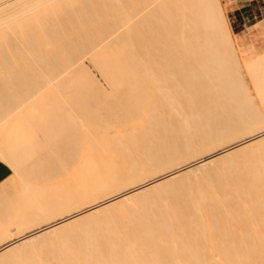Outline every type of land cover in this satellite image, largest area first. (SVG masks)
Wrapping results in <instances>:
<instances>
[{
	"label": "bare ground",
	"instance_id": "obj_1",
	"mask_svg": "<svg viewBox=\"0 0 264 264\" xmlns=\"http://www.w3.org/2000/svg\"><path fill=\"white\" fill-rule=\"evenodd\" d=\"M82 1L83 0H0V58L4 56L0 59V62H2V59L4 61V58H6L5 61H9L11 63V61L14 60L12 62L15 63L16 59L19 57L22 58L21 54L23 52H26L27 54H29L30 58L32 57L31 60H34L36 62L50 61L51 63H47V65H50L48 66V68H50L51 70H48L47 68L43 69V71H40L42 70V67L40 68V74H38L39 76H41L43 81L40 80L38 75H36L39 80L42 81L41 83H37L39 82V80L36 77L37 82H34V84L36 85L32 84L34 78H30L31 76L29 77V73L34 72H26L29 69L27 70V68L23 65H21V67H25V72L24 70L19 68L20 65L19 67L17 66V71L14 70L16 72L15 74H17L18 72V77L16 79V75L13 74L12 81L8 79L11 82H7V88L8 86H10L8 84H11V86L15 85V87L18 86L17 90H19L18 93L22 95L21 100L23 102H21L20 100V102L17 101V104L16 102L13 103V101H16L15 99L17 96H19V94L16 95V97L14 96L15 99H12V97L7 98V94L4 92L5 88L2 90L0 89V92L2 91L6 95H4L5 98H3L5 99V101L6 99H8L9 101L10 99H12L10 101L11 103H9L8 100V102L6 101V103H4L7 105V107L5 105V109L2 108V110L4 109L6 113L2 112L0 109L1 114H4L3 117H1L2 115L0 114V157L2 159L8 161L10 163V166L14 169L12 165L11 148L14 147L16 149L15 138H17L20 134L15 123L19 119V116L24 112L25 108L37 104L38 102L43 103L40 108L41 110H43V112L50 111L51 114L59 108V105L63 106L64 108H69V105H72L71 100L65 99L66 97L61 95L62 92H60L59 89L60 87L63 88L62 86H60L63 85L62 83H64L62 82L63 79L65 81L64 84L70 83L71 79L69 78L74 77L76 70L81 67V65L79 64L82 62H79V58H81L79 56L81 54L84 55L85 53L90 52L92 54V57H94L101 53L108 52L110 49L121 50V46H127V44L130 42L128 39H126L128 37L125 33L129 32L131 28L133 29V26L135 25L134 23H138V20H140L139 22H141L139 23L140 26H142V23H145L146 25L148 24V28H150L149 24H151V29L154 25L155 28H157L156 26H158L160 30L158 32L156 29L154 31L148 29V31L154 32L151 34H155L158 32V34H156L155 36L152 35L151 38L147 37L149 35L146 34L148 31L145 34L147 35L146 37L150 39H152V37H155L153 41L157 40L159 36V39H161L162 42L164 41V43L161 42V44L163 45H161L162 48L161 46H158L159 48H161V50H157L156 48H154L157 51L160 50L159 54L161 53V51L163 53H161L160 55V59H162V62H160L162 64L161 66L159 65V67H162L163 65V67L160 68L162 71V73L160 72L162 74V77L161 74L160 77H158V71L157 74L156 72H153L154 70L152 69V66H155V61L154 63H152L153 61L149 63L153 64L151 66L149 64H146V68L149 67V70L147 69L146 73H149L150 75V78L149 75L148 78L150 80V87L152 90L150 95H143V92H141L142 86H136V89L134 88L136 93H131L130 91H128V93L124 92V95L122 93L123 96H120L121 98H123H118L120 101H113V104L111 106H108L109 108L105 107L104 110L108 111L105 112V115L100 116L103 117V119L100 118L102 121L99 120L101 122L96 123L91 121L79 125V128L82 127L80 128L81 131L79 129V177L74 180L73 183L69 184L66 187L67 189L61 188V191H59L61 193H58L64 195H61V198H59L57 192L54 195V198L53 193H48V191L46 190L47 188H45L48 186L49 182L52 181L53 175H55L56 172L59 173L61 171V169L59 170V172L58 170H52L54 166V168H56V163H54V166L52 165L54 160L52 163H50L51 160L49 159H52V157H50L49 152H51V155L58 157L57 159L59 165L57 166L66 168L65 172L63 171L65 169H62V171L66 174L71 172L69 171L70 167L71 169L75 170L78 162L72 147H68V145H66V142V146L64 145V142L63 145L61 144V142L63 141V138L59 136L61 135L60 133H62L61 129L59 127H51L53 129H51L50 131L46 129L48 133H50L49 137H51L48 142V144H50V151H47L50 158L48 157L49 159H46L49 160L50 166L52 165L53 167H51L50 169H46V167L50 166L44 165L45 168H42L44 166H41L36 169V172H32L33 167L31 166V172L28 177L31 176V173L33 174L35 172L36 174L34 173V175L36 178H33L35 179L34 183L32 182L33 179L31 181L30 178H27V175L29 173L27 172V170V174L26 172L24 173L26 174L27 179L25 178L24 174V177L23 175H21V172L23 171L19 170L21 172L19 173L20 175H18L19 171H14L18 168H15L13 170L15 173H17L13 175L14 178L16 175H18V178H15L14 180L17 179L20 183L18 184L16 180L15 184H18L20 187L17 188L15 186V188L19 190V192L18 190L16 192H18L20 196H18V193L17 195L15 194L19 197L16 198V200L14 199V202L16 201L15 204L17 203L16 209L13 208V205L11 206L12 209L8 207V203L10 205L12 204V202H9V199L5 198V200H9L8 203H3L4 201L2 202L3 204H5V206L7 205L8 209L10 208L11 210L9 209L10 211L8 212V209L6 207H3L4 205L2 206L4 212L1 211L2 208L0 209V211L2 212V214L0 213V243H4V241L8 242V240L11 241V239L13 240L17 237L19 238L18 240L14 239L15 241H13V244H11V242L9 243L10 245L8 244L7 246H5V248H1L0 264H264V160L263 162L259 163L260 165L257 163L256 165L252 166V164L250 165V163H253V159H251L252 162H249L250 159L246 161V159L249 158L250 155L246 158L244 156L245 159L243 157L238 159L237 157L238 162L243 159L245 160L244 162H240L238 164L235 162L236 158H234L235 155L249 149H255V153L251 152L254 153V155L257 153H261L264 155V116L262 111V107H264V55L258 56V58L247 59L244 62H242V60L240 61L235 45V39L231 32L221 0H144L141 4H139L138 2L141 7L138 4L135 6L136 2L138 1L137 0L136 2L132 3V5L134 4V7L131 6V8L130 6L128 7L129 3L131 5L132 2V0H130L131 2L129 1V3L126 4V8L130 9V11L125 8H118L117 5H114L115 3H117V1L120 0H114V4L113 0H109L111 1L112 5H114V9L118 8L116 9L117 11H122L121 13H124V19L119 20L120 23H115V26L110 25V28L107 27L108 30H105V32L101 29H97L98 26H96L102 21L97 23V21L95 20L97 24L93 22L92 25L90 23L91 26L89 27L87 25L86 28L82 25H79L77 20L76 26H82V28H79L80 33L81 31L82 33L79 34V45L76 46L75 42H70V38L68 39L66 37H71L69 33L72 30L67 33L68 31H66L61 24L63 21L62 17H65L64 15L67 14L66 16H69L72 10V14L75 15L76 13L77 15L79 13L81 16V12L85 11L84 7L86 6V4H93L92 1L94 0ZM106 1L107 0H102L101 3H103V5L100 3L99 4L103 7H106V3L108 2L109 6V1ZM81 2L82 4H86H83V6ZM119 3L120 2H118V4ZM123 3H125V1ZM75 6H77V8ZM79 6L81 7V9L83 8L81 11H77L80 8ZM91 6L92 5H90L89 7ZM72 7L74 8L72 9ZM107 7L104 8V10H108L110 6L108 8ZM138 7H140L139 10ZM94 8H92V10ZM68 9L71 10L68 11ZM74 9H76L77 12L73 11ZM114 9H112V11ZM156 10L161 14L158 12L156 13ZM96 11L98 13L97 9L92 12L95 13ZM101 11L103 10L101 9ZM108 11L106 13H108ZM152 13L155 15L154 18H156V22L151 17ZM95 14L92 15L96 16ZM103 15H105V13ZM148 16H150L156 24L158 23V25L153 24V21L151 23H147L146 21H148V19L150 18ZM92 17L93 16H91V18ZM157 17H161L163 19L164 27L163 23H160L159 21L161 20V18L157 19ZM144 18H146V20ZM68 19L70 18L68 17ZM81 19L84 21L86 20L87 22V19ZM59 20L61 23L59 22ZM150 20L151 19H149V21ZM88 21L91 22L92 19L90 20L89 18ZM70 22L71 21H69L68 24H70ZM106 22L108 23L107 20ZM68 24L66 23V25ZM84 24L83 25L86 26L88 22ZM161 24L162 26L160 27ZM58 25L60 27V30L63 28L61 31L58 29ZM102 25L104 24L102 23ZM145 26H142V28L145 29ZM75 27L73 28L77 30V28ZM67 28L68 27L66 26V29ZM83 28H86V30H82ZM88 28L89 30H87ZM54 31H56L57 35ZM144 31L141 32V34L143 33L142 36L144 35ZM60 34H62V36ZM124 34L126 36L125 40L128 41V43L125 40H122L123 45L121 43V48H119V46L115 48L114 42L116 40L117 42L121 41H118V39H121V36L124 37ZM157 35L158 38H156ZM57 36L59 38L66 37V39L69 40L68 42L65 39L68 43H66L67 47L62 44V46L60 45L61 39L59 40ZM161 36H163L164 39L161 38ZM77 37H75L76 41ZM147 38L144 40H147ZM159 39L157 40V42L161 41ZM144 44H146V46H148V49H150L149 45L145 43V41ZM117 45H120V43ZM158 45H160V43H158ZM35 46H37L38 49ZM41 46H43L46 50L49 49V52L54 50V48L56 49L57 47V50H54V52L52 53L54 55V53L56 54L55 51H57L58 54L52 56V53L48 52L49 55H51L50 57L47 53L48 50H44L47 53V57L44 55L46 58H44L43 60L42 54L44 53L41 54L39 52L41 51L39 50ZM58 46H60L59 49ZM24 47L27 48L25 49ZM13 48L15 49V53ZM17 48L20 49L17 50L20 51V55L15 58V56L18 54V52H16ZM31 48L34 52L33 54L31 53L32 55H30L29 53L32 51ZM23 49H25L26 51ZM126 49H128V51ZM126 49L125 53H131L129 52L130 48L127 47ZM5 50L7 53L4 52V55L2 56L3 51ZM145 52H140V60H142L144 66L145 61H147L146 57H148V62L151 60L149 56L151 55V57H153L152 54H146L147 52ZM13 53L16 55H14ZM26 53L24 55L22 54L23 57H25ZM39 53L40 55H38ZM29 56H27V58ZM49 57L51 59H49ZM24 59L27 60L26 57ZM22 60L17 59L16 62ZM53 62L58 63L59 66ZM160 62L157 64H160ZM15 64L18 65L19 63ZM47 65L45 64L44 68H46ZM157 66L158 65H156V67ZM39 67L36 68L38 69ZM18 68L21 71H19ZM21 72L23 74V77ZM24 73L25 75H28H26L28 78L25 79L26 76H24ZM7 74L9 75L10 72H7ZM19 75H21L22 79L24 78V80H26V83L22 82L24 80H22ZM246 76L249 78L250 84L254 88V92H256L255 94H257L256 98H254L251 93V85H249V80L247 81ZM1 77L0 80L2 79ZM9 77L11 78V75H9ZM13 78H15L16 80ZM18 79L21 80V86L17 83L19 82ZM27 79L30 82L28 81L27 83ZM13 80L16 82V84L14 82V84L12 85ZM66 80L70 81L67 82ZM1 82L4 81L1 80ZM25 84H27L28 87H26L27 90L25 89L23 93L22 89L25 88ZM135 84H138L137 81H135ZM2 85L0 87L3 88L4 85ZM11 86V91L17 92V90H13L14 87L12 88ZM23 86L24 88H22ZM66 88L68 87H65L64 89ZM50 91L51 93L54 92L55 96H49ZM6 92L8 91L6 90ZM0 94V97H4L2 93ZM12 94L14 93L11 92L9 96H11ZM4 104H0V107H2ZM113 108L116 110L120 109L123 111V113L118 114L113 111ZM73 113L75 117H77L75 111ZM188 113H190L191 116H194V118L195 116L196 118L202 116L201 118H197L196 121L194 120V124H196L197 122L196 126H203V128H200L201 126H198L197 129L199 130V132L194 133V135H189L194 131L190 132L187 130L188 125L191 126V123L193 122H188L187 125V119H190L187 118ZM75 117H72L70 122H75ZM203 118L205 119V122H203L205 124V127L204 124L202 125L201 123ZM49 121H52L54 123L63 122L61 118H56L55 116L53 117V119L50 118ZM173 121L176 122V124L173 123ZM198 122L200 124H198ZM184 123H186L185 126H187L183 132H187V134L189 133V141L191 140V142L188 141V138L187 140L185 139L186 137H188L185 134L186 137L183 138L181 136V138L185 139L189 143L188 145L184 144L187 147H183V143H185L184 140L180 143H177V145L175 143L177 148H180V146L183 147L182 149L180 148L179 151L181 150L182 152H184L186 150L184 154H182L181 151L179 152L172 150V152H170L171 148L168 149V152L164 151V149L163 151H158L155 150L157 148L156 147L153 148L155 150V153L154 150H152V153L154 154H151L149 156L147 155L146 158L144 157L145 160L143 159L144 161L141 162L140 160L139 162H135L134 160L135 163L131 162V164L125 165H121L122 162L120 165L113 162H99V160H102L103 158H110L111 156H113L112 152H114L115 157H117L118 155L115 154L117 150L130 149L143 140L155 138V135L157 133L161 134L160 132L162 130H166L167 127L173 128L176 127L173 126L174 124H178V129V127H181L180 124L183 127ZM68 127V131L70 132L71 128L70 126ZM92 127H94V129L96 128V130L93 129V131ZM182 127L181 129L184 128ZM189 128L191 129V127H188V129ZM70 135L72 136V134ZM191 137H193L194 139ZM238 137L242 138L240 139ZM233 140H235V142L229 143ZM149 141H147L146 143L148 144V146L151 145ZM156 141H158V139ZM140 144H142V142ZM211 146H216L214 147V151L211 150ZM152 147H154L153 144ZM141 148L143 150V147ZM256 149H258L257 153ZM165 150H167V147ZM162 152L166 153H163V155ZM130 153L131 152H129V154ZM249 153L250 152H248V154ZM41 155L44 157L43 153ZM195 156L199 157L196 158ZM123 157L124 154L122 155V158ZM231 157L233 160L232 163H230L231 160L230 162L226 161V159H231ZM250 157L254 158V156L252 155ZM73 158L74 160L76 159L77 163L72 162ZM136 158L138 160V157ZM43 159L45 160V157ZM140 159L142 160L141 157ZM189 159L192 160L190 161ZM30 160L31 159H29V162ZM35 160L36 158L34 159V162ZM130 160L131 159H129V162ZM221 160L229 162V164L225 163V167H223L227 171H229V168L227 167H230L231 170L234 166H236L234 165L235 162V164H237L236 167H238V169H241V173L239 172L240 175L239 173H235V175L223 179V181L219 180L220 182L215 181V178V180L213 179L214 181H209L210 184L206 185V190L200 191V193H198V195L196 196L195 194L193 195V190L192 193H190L192 194V196L191 198H189V201L188 199H185L184 202L187 201L186 203L182 201V204L181 202L179 203V205L178 203H176L178 206L175 204V206L170 205V208L167 207L168 209H164L165 211L163 210V207L162 210L164 212H161V210H156V213L148 211L146 214L144 213L145 215L143 216L142 214H138L139 216L132 214L135 216L134 219H132L133 217L129 218L132 219L130 221L128 220L129 223H126L128 221H126L127 219H124L126 224L123 225L122 228L120 227L118 229L113 227V231H115L112 232L111 229L110 231L112 233L109 231V234H98L100 236H94L87 241H84L83 236V240H81V238L79 237L81 240V242H79V246L74 239L77 247H71V250H66L68 252H59L60 254H57L54 258L52 257V260L51 258H46V260L41 261L39 259V261H37V259L35 260L34 258V261H29V259H24L23 257V259L16 257L17 255L15 253H17L18 256L19 254H22L24 252L23 250L25 246L29 244L32 246L35 243L39 242L37 246L34 245V247L32 248L29 245L30 248L32 250L34 248L35 253L38 254V252L40 253L41 250L46 249L48 246H51L47 238L51 237V235L55 233H57L58 235V232H61V230H67H64L65 227L76 225L78 227V230L76 229L75 233L79 234V222H84V220L88 221L87 219L91 218L92 216V218H94L102 211L103 213L104 211H106V213L108 211L112 212L111 209H114V207L117 208L118 205H122L123 203H126V201L127 203H130L128 201H133L140 195L145 196L146 194L148 195V193L150 194V192H152L153 190L158 191L155 189L167 185L169 186L179 177L182 178L181 176H190L191 173L201 169L202 167ZM32 162L33 160H31L30 164L35 166L38 161L36 163ZM71 162L73 163V165L75 163L76 164L74 166H71ZM44 163L48 164L46 160ZM227 164L230 166H228ZM172 165L178 166L174 167ZM231 165H233V167H231ZM27 167L28 166H25V169H27ZM71 174H68L69 177L72 176ZM32 177L34 176H31V178ZM221 178H224V176H222ZM29 179L30 181H28ZM8 180L11 181V179ZM194 180L195 182H193ZM200 180L201 177L199 178V181ZM9 181H7L8 184H10ZM193 181H187V183L183 186L188 187L190 184L193 185V183H196V181L198 180L197 178H194ZM10 186L12 188L14 187V185H7V188L5 189H9ZM179 187L182 186L180 185ZM15 188L13 189L16 190ZM172 188L169 187V189H167L171 191ZM196 188L199 187L196 186ZM63 191H65V193ZM162 191L165 192L164 187L163 190L161 188V194H163L164 196L168 195L163 193ZM197 191L195 189L196 193ZM2 192H5V190H3ZM172 192L166 193H171L172 195H174V192ZM46 193H48L49 197V194H51L53 197H45L44 195ZM157 193H159V191ZM187 193L189 195V192ZM4 194L5 196L7 195L6 193H3V195ZM175 194L177 195L176 191ZM10 196H12V194ZM10 196L9 198L11 199L12 197ZM145 207H143V209ZM131 211L127 212L132 213ZM111 218L113 220V217ZM88 224L93 223L90 222ZM103 229L102 231L104 232ZM70 231H72V229ZM55 244L58 243L56 242ZM66 248L69 249L70 247ZM13 254L15 256H12ZM35 257L38 258V256ZM215 257H217V259H215Z\"/></svg>",
	"mask_w": 264,
	"mask_h": 264
},
{
	"label": "rangeland",
	"instance_id": "obj_2",
	"mask_svg": "<svg viewBox=\"0 0 264 264\" xmlns=\"http://www.w3.org/2000/svg\"><path fill=\"white\" fill-rule=\"evenodd\" d=\"M84 1V0H83ZM82 1V2H83ZM87 1V0H86ZM96 1H97V3H96ZM104 1V0H103ZM107 1H109V0H107ZM106 1V2H107ZM117 1V0H116ZM122 1V2H121ZM125 1V3H123ZM129 1L130 0H128V2H127V0H120V1H117V3H115L114 4V0H113V4L116 6L117 5V7L118 8H125V9H128V8H126L127 6H126V4H128L129 3ZM137 0H135V1H133L132 0V2H131V5H130V3H129V5H128V7L130 6V8H131V6L132 7H134V4L132 5V3H134V2H136ZM141 1V2H140ZM142 1H144V0H138L137 2H136V4H135V6L138 4V2H139V4H141V3H143ZM222 1V0H221ZM82 2H81V4H82ZM93 2V4L91 3V2H89V3H91L90 5H92L91 7L92 8H94L93 10H92V8L91 7H89L90 5L87 3H83V4H86V6L84 7L85 8V14H84V12L82 11L81 13V16H80V14L78 13L77 15H76V13H75V15L74 14H72V10L71 9H68V11H70L71 10V16L73 17H71L70 15L69 16H66V15H64L65 17H62L61 19L63 20L62 21V24L61 25H63L62 27H64V29L66 30V31H68L67 33H69V31H71L69 34L71 35V37H68V36H66L68 39L70 38V42L71 41H73V42H75L76 43V46L77 45H79V34H81L82 33V31H81V33H80V29L79 28H82V26L83 27H86L87 28V25L90 27L91 25H90V23L92 24L93 22L94 23H96V21H97V23L98 22H100V21H102V22H100V23H98V25H96V26H98L97 27V29H101L102 31H104L105 32V30L107 31L108 30V28H110V25L111 26H115L118 22L120 23V21L119 20H123L124 19V13H121V12H119V11H117L116 9H118V8H116V9H114V5H112V3H111V1H109V6H108V2L106 3V7L108 8V10H104V8H106L105 6L103 7L102 5H103V3H101L102 2V0L100 1V0H94V1H92ZM118 2H120L119 4H118ZM102 4V5H100V4ZM223 3V2H222ZM79 4V3H78ZM80 4V5H81ZM82 4V5H83ZM138 4V5H139ZM88 5V6H87ZM94 5V6H93ZM98 5V6H97ZM113 7H112V6ZM123 5V6H122ZM143 5V4H142ZM145 5V4H144ZM84 6V5H83ZM101 6V7H100ZM120 6V7H119ZM140 6V5H139ZM76 8H77V6H75ZM80 7V6H79ZM99 7V8H98ZM112 7V8H111ZM141 7V6H140ZM140 7H138V10L140 9ZM256 7V8H255ZM254 8H255V13L253 14V18L251 19V21H250V23H248V27H247V29H246V31H245V33H243L241 36L240 35H237L236 36V38L234 37V39H235V45H236V48H237V51H238V56H239V58H240V61L242 60V62H244V61H246L247 59H253V58H258V56H261V55H264V0H260L259 1V3H258V6H255ZM69 8H71V7H69ZM74 7H72V9H73ZM88 8H89V12H88ZM83 9V8H82ZM81 9V7L77 10V11H81L82 10ZM91 9V10H90ZM95 9H97L98 10V13H97V11L94 13V12H92V11H95ZM100 9V10H99ZM101 9L103 10V11H101ZM112 9H114L113 11H112ZM120 10V9H119ZM124 10V9H123ZM129 11H130V9H128ZM68 11H67V13H68ZM73 11H76V9H74ZM76 11V12H77ZM100 11V12H99ZM108 11V13H106ZM111 11V12H110ZM114 11H116V12H114ZM132 11V10H131ZM134 11V10H133ZM105 13V15H103L104 13ZM124 12V11H123ZM126 12V11H125ZM128 12V11H127ZM158 11L156 10V13H157ZM87 13V14H86ZM111 13V14H110ZM116 13V14H115ZM119 13V14H118ZM155 13V14H156ZM158 13H160V12H158ZM84 14V15H83ZM92 14H95L96 16H94V15H92ZM100 14V15H99ZM108 14H110V15H108ZM161 14V13H160ZM159 14V15H160ZM88 15V16H87ZM121 15V16H120ZM149 15H151V14H149ZM152 15H154L153 13H152ZM151 15V17L154 19V21H155V19L156 18H154L155 17V15L154 16H152ZM86 16V17H85ZM91 16H93L92 18H91ZM100 16V17H99ZM68 17L70 18V19H68ZM85 17V18H84ZM87 17H89L90 18V20L92 19V21L91 22H89L88 20H89V18H87ZM111 17V18H110ZM146 17V16H145ZM148 17H150V16H148ZM149 18V19H151L150 21H149V19H148V21H146L147 23H151L152 21H153V19L152 18ZM65 18V19H64ZM78 18V19H77ZM81 18H83V19H87V22H88V24H86V26H84L85 24L84 23H87L86 22V20L84 21V20H82ZM102 18V19H101ZM105 18H106V20L108 21V23H110V24H108L107 22H106V20H105ZM114 18V19H113ZM117 18H118V20H117ZM160 19L161 17H157V19ZM60 19V20H61ZM73 19V20H72ZM110 19H113L114 20V22H113V20H110ZM143 19V18H142ZM145 20H146V18H144ZM60 20H59V22H60ZM78 20V21H77ZM80 20H81V22H80ZM96 20V21H95ZM115 20H116V22H115ZM65 21H67V22H65ZM69 21H71L70 22V24H68L69 23ZM78 22V24L79 25H82L81 27L79 26H76L77 25V22L76 23H74V22ZM137 21V20H136ZM140 20H138V23H134L135 25L133 26V29L131 28L130 29V31L129 32H126L125 34H126V36L128 37V38H126V36H125V34H124V37L123 36H121L120 38L121 39H118V41L119 40H121V41H119V42H117V40L114 42V47L115 48H117L118 46H119V48H121V50H123V51H121V50H109V54L111 55V56H115L112 60H113V63H118V64H120V65H122V66H128V67H132V68H134V69H136L137 71H139V72H141L140 73V75H139V77H138V79L137 80H135V81H137V83L138 84H135V81L133 82V83H131L130 84V86H129V88H128V90L127 91H125V93H128V91H130L131 93H136V91L134 90V88L137 86H139V85H141L142 86V91L141 92H143V95H150V93L152 92V90H151V87H150V80H149V78H150V75H149V73L147 74L146 73V71H147V69L149 70V67L148 68H146L147 67V65L150 63V62H152V63H154V61L156 62V63H154V65L155 66H152V69L154 70L153 72L155 73L156 72V74L158 73V77H160V74L162 73V71H161V69L160 68H162L163 67V65H162V67H159V65L161 66V62H162V59H160V55H161V53H162V51H161V53L159 54V51L161 50V48H162V44H161V42H162V40L161 39H159L160 38V36H159V38H158V35H157V37L156 38H158L159 40H161V41H158L157 42V40H155V41H153L154 40V38L152 37V39H150L151 38V36L153 35V36H155L156 34H158V32L160 31L159 30V28H158V26H156L157 28H155V26L153 25V24H156L155 22L157 21H153V28L151 29V24H149V27L150 28H148V24L146 25L145 23H142V26H145V29L144 28H142V26H140L139 25V23H141V22H139ZM160 21V23H163V27H164V21H163V19L161 18V20H159ZM158 21V22H159ZM63 22H64V24H63ZM73 22V23H72ZM80 22V23H79ZM106 22V23H105ZM113 22V23H112ZM145 22V21H144ZM61 23V22H60ZM59 23V24H60ZM66 23L70 26H68V25H66ZM82 23V24H81ZM96 23V24H97ZM102 23L104 24V25H102ZM116 23V24H115ZM71 24H72V27H71ZM84 24V25H83ZM144 24V25H143ZM93 25V24H92ZM139 25V26H138ZM156 25H158V23L156 24ZM66 26L68 27L67 29H66ZM76 26V27H75ZM94 26H95V24H94ZM104 26V27H103ZM162 26V24L160 25V27ZM58 27H59V25H58ZM73 27H75V28H77V30L76 29H74ZM101 27V28H100ZM108 27V28H107ZM162 27V28H163ZM86 28H83L82 30H86ZM92 28V27H91ZM161 28V29H162ZM59 30H60V27L58 28ZM58 29H56V30H58ZM63 29V28H62ZM61 29V30H62ZM74 29V30H73ZM104 29V30H103ZM148 29L149 30H157L158 32L157 33H155V34H151V33H154V32H151V31H148ZM60 30V31H61ZM76 30V31H75ZM87 30H89V28L87 29ZM93 30V29H92ZM142 30V31H141ZM144 30H146V31H144ZM79 31V32H78ZM144 31V35L142 36V34H141V32H143ZM149 33H148V32ZM163 31V30H162ZM161 31V32H162ZM55 33H56V31H54ZM74 32V33H73ZM147 32V33H146ZM160 32V33H161ZM58 33H59V31H58ZM64 33V32H63ZM72 33V34H71ZM128 33V34H127ZM149 34L148 36L146 35V34ZM163 33V32H162ZM255 33H258V40H257V43L259 44V46H261V48L260 49H254V54H252L251 52H249V55L247 56V57H245V54H244V49H243V44H244V42H243V38L246 36H248V37H250V36H253V35H255ZM68 34V35H69ZM74 34V35H73ZM56 35H57V33H56ZM61 36H62V34H60ZM73 35V36H72ZM122 35H123V33H122ZM160 35V34H159ZM78 36V37H77ZM150 37V38H147V37ZM66 37H61V38H59L58 36H57V38H59V40L61 39V42H60V45L62 44V45H65L66 47H67V45H66V40L69 42V40L68 39H66ZM74 37V38H73ZM75 37H77V41L75 40L76 38ZM118 37H119V35H118ZM144 37V38H143ZM123 38V39H122ZM125 38L126 39H128L130 42L128 43V41H126L125 40ZM147 38V40H144V39H146ZM161 38H163V36H161ZM64 39V40H63ZM66 39V40H65ZM164 39V38H163ZM58 40V41H59ZM122 40H125L128 44H127V46L125 45V46H121V43H122ZM148 40H152V41H148ZM64 41H65V43H64ZM144 41H145V43H147L148 45H149V48L150 49H148V46H146V44H144ZM146 41H148V42H146ZM117 42V43H116ZM126 42H124V43H126ZM154 43V45H153V43ZM157 42V43H156ZM59 43V42H58ZM64 43V44H63ZM116 43V44H115ZM120 43V45H117V44H119ZM158 43H160V45H158ZM162 43H164V41L162 42ZM246 43L248 44V45H252L253 44V42H251L250 40H249V38H248V40L246 41ZM19 44V43H18ZM68 44V43H67ZM130 44V45H129ZM59 45V44H58ZM61 45V46H62ZM113 45V44H112ZM116 45V46H115ZM122 45H123V43H122ZM150 45H151V47H150ZM155 46V47H153V46ZM162 45V46H161ZM121 46V47H120ZM161 46V48H159V47ZM18 47V46H17ZM36 48H37V46H35ZM34 47V48H35ZM59 47L60 46H58V49H59ZM79 47V46H78ZM77 47V48H78ZM112 47V46H111ZM125 47V48H124ZM130 48L129 49V52H131V53H125V49L126 48ZM16 48V47H15ZM21 48V47H20ZM25 48V47H24ZM27 48V47H26ZM25 48V49H26ZM33 48V47H32ZM31 48V49H32ZM47 48V47H46ZM54 48V47H53ZM65 48V47H64ZM124 48V49H123ZM133 48V49H132ZM147 48V49H146ZM151 48H152V50H151ZM154 48H156L157 50L158 49H160L159 51H157V50H155ZM3 49V48H2ZM25 49H23V50H25ZM38 49V48H37ZM79 49V48H78ZM77 49V50H78ZM13 50H14V53H15V49L13 48ZM17 50H20V49H16V52H18V54L16 55V54H14V55H16L15 56V58H17V56L18 55H20V51H17ZM28 50V49H27ZM29 50H30V48H29ZM39 50H43L42 52L41 51H39L41 54L42 53H44V54H42L41 56H42V58H43V60H44V58H46L47 57V53L50 51L49 49H45L43 46H41L40 47V49ZM44 50H46L47 51V53H46V51H44ZM52 50V49H51ZM54 50H57V47H56V49L54 48ZM54 50H52L51 52H49V53H52V52H54ZM61 50V49H60ZM127 51H128V49H126ZM148 50V51H147ZM155 50V51H154ZM258 50V51H257ZM22 51V50H21ZM26 51V50H25ZM121 51V52H120ZM126 51V52H127ZM141 51H146L145 53L146 54H152V56L153 57H151V55L149 56V55H147V56H149V58H151V60L148 62V57H146L147 58V61H145V66H144V63H142V60H140L141 59V57H140V52ZM149 51H150V53H149ZM257 53H256V52ZM0 52H1V50H0ZM4 52H6V50L5 51H3V54H2V56L4 55ZM23 52V51H22ZM28 52V51H27ZM35 52H36V50H35ZM56 52V54L54 53V55H53V53H52V56H55V55H57L58 54V52L57 51H55ZM7 53V52H6ZM6 53H5V55H6ZM26 53V52H25ZM24 52L22 53L23 55L25 54ZM30 53V55H32L34 52H33V49H32V51L31 52H29ZM32 53V54H31ZM40 53L38 54V55H40ZM49 53H48V55H49ZM21 54V56H22V58L21 57H19V58H17L18 60H22V59H24L25 57H26V59L27 60H22V61H18V62H16L17 61V59H16V61H15V63H19L18 65H16L14 62H12V61H14V60H12L11 61V63L8 61H5V59L6 58H4V61H3V59H2V62H0V63H2V64H0V66H1V68H0V77H1V75H2V81H4V82H1V80H0V84L2 85V83H3V85H4V87L2 88V87H0V89L2 90V89H4V92L7 94V98L9 97H12V99H15V97H16V95H18L19 93V90H17V87L18 86H16L15 87V85L14 86H11V84H8V85H10L12 88H13V90H17V92L16 91H11L12 89H10V86H8V88H7V82L8 83H10L11 81H12V76H13V74H15L16 72L15 71H17L16 69H17V66L19 67V65H20V69H22V70H24L25 69V67L27 68V70L28 71H26V72H34V73H29L30 75H29V77L30 78H34V79H36V80H34L33 79V82H32V84H34V82L36 81L37 82V76L36 75H38L39 76V74H40V71H43V69H47L48 68V66H50V65H47V63H49V64H51L50 63V61L49 62H47V61H42V62H36V61H34V60H31L32 59V57L30 58V56H29V54H27L26 53V55H25V57H23V55ZM86 54H88V55H86ZM91 53L89 52V53H85L84 55H86V56H84L83 54H81L79 57H81V58H79V62L81 61L82 63H80L79 64V62H78V64L79 65H81L83 68L79 71L78 70V73H77V75H76V78H75V80H74V77H70L69 79H71V81L70 80H66L67 82H69L70 81V83H66V84H64L65 83V81H64V79H63V81L62 82H64V83H62L63 85H60V86H62L63 88H61L60 87V89H59V91L60 92H62V94L61 95H63V96H65L64 98L65 99H68V100H71L72 99V101H73V106H74V108H75V110H76V112L80 115V117H78V115H77V117H75V115H74V109H73V106L72 105H69V108H64L63 106H61V105H59L58 107V109L56 110V111H54V112H52V114L50 113V111H48V112H43V110H41L40 108H41V105L43 104V103H41V102H38L37 104H34V105H32V106H30V107H26L25 108V110H24V112L19 116V119L16 121V123H15V125L17 126V128H18V130H19V132H20V134H19V136L17 137V138H15V147H16V149L17 150H21V149H25L26 150V152H28V151H31L33 148L36 150V152L37 153H39V150H41V147H43V148H45V149H47V148H49L50 146V144H48V142H49V140H50V138L51 137H49V134L50 133H48V131H50L51 129H53V128H51V127H55V128H57V127H59L60 129H61V131H62V133H60L61 135H59L60 137H62L63 138V141L61 142L62 143V145H63V142H64V145H65V142H66V145H68V147H72V149L74 150V153H75V157L77 158V162H76V159L74 160V158H73V160H72V162L74 163V162H76L77 163V167H73L75 170H73V169H71V167H70V169H69V171H71V172H67L69 175L71 174V173H73V174H71L72 176H70L69 177V175L68 174H66V173H64L65 171H66V168H64L65 170H63L62 171V167H58L57 165H59L58 164V157H55L54 155H52L51 157H52V159L50 158L49 160H51V162L50 163H52L53 162V160H54V162L52 163V165L54 166V163H56V168H54L52 165L50 166V163H49V160H47L46 159V162H48V164L47 163H44V164H40V165H38L37 166V168L38 167H41V166H50V167H46V169L48 168V169H50L51 167H53L52 168V170L54 169L55 171L56 170H58V172H59V170L61 169V171H62V173H61V171L59 172V173H55V175H53V178H52V181L51 182H49V184H48V186L47 187H45V188H47L46 190L48 191V193H53V196L56 194V192H57V194L58 193H61V192H59V191H61V188H66L69 184H71V183H73L74 182V180H76L78 177H79V130L76 132V130H77V128H79V125H82L83 123H85V122H96V123H99V122H101L102 120L101 119H103V117H100V116H102V115H105V112H107L108 110H104V109H99L97 112H96V110L98 109V107H100L101 105H104V104H106L107 102H108V92H111V88H110V85H109V82H108V80H107V78H106V76L104 75V73H103V71L99 68V66L91 59V57H92V54L90 55ZM131 54H133V55H131ZM163 54V53H162ZM46 57H45V56ZM158 55H159V58H158ZM27 56H29L28 58H27ZM50 57H51V55H49ZM154 56H155V58H154ZM4 57V56H3ZM3 57H1V58H3ZM49 57V59H51ZM85 57H86V59H85ZM138 57H140V58H138ZM0 58V59H1ZM14 58V59H15ZM21 58V59H20ZM83 58V59H82ZM157 58V59H156ZM10 59V58H9ZM8 59V60H9ZM114 59H115V62H114ZM153 59V60H152ZM30 60V61H29ZM144 60H145V57H144ZM157 60V61H156ZM1 61V60H0ZM161 61V62H160ZM44 62V63H43ZM148 62V63H147ZM160 62V64H157V63H159ZM53 63H55V62H53ZM84 63V64H83ZM45 64L47 65L46 66V68H44V66H45ZM55 64H57L58 65V63H55ZM83 64V65H82ZM147 64V65H146ZM21 65H23V66H25L24 68L23 67H21ZM32 65V66H31ZM43 65V66H42ZM56 65V66H57ZM150 66L151 65H153V64H149ZM156 65H158L157 67L159 68H157L156 67ZM34 66V67H33ZM40 66V67H39ZM55 66V65H54ZM59 66V65H58ZM16 67V68H15ZM29 67V68H28ZM31 67H33V68H31ZM36 67H39L38 69L36 68ZM42 67V68H41ZM154 67V68H153ZM18 68V70L19 71H21L20 69ZM31 68V69H30ZM40 68L42 69V70H40ZM158 69V70H157ZM15 70V71H14ZM39 71V72H37V71ZM48 70H51L50 68H48ZM160 70V71H159ZM158 71V72H157ZM7 72L9 73L10 72V74L9 75H11V78L9 77V75L7 74ZM24 72H25V70H24ZM161 72V73H160ZM39 73V74H38ZM6 74V75H5ZM17 74H18V72H17ZM17 74H15L16 75V79H17ZM21 74H22V72H21ZM32 74V75H31ZM34 74V75H33ZM27 75V74H26ZM25 75V73H24V76H26ZM148 75H149V78H148ZM6 76H7V79H6ZM28 76V75H27ZM25 77V79L26 78H28V77ZM34 76V77H33ZM3 77H4V79H3ZM19 77H21V75H19ZM22 77H23V74H22ZM22 77H21V79H22ZM37 77V78H36ZM161 77H162V74H161ZM15 78H13V79H15ZM39 78H40V80H42L43 81V79L41 78V76H39ZM39 78H38V80H39ZM246 78H247V81L249 80V78L246 76ZM8 79H10V80H8ZM15 79V80H16ZM19 80V79H18ZM22 80H24V78L22 79ZM39 80V82H37V83H41L42 81H40ZM74 80V81H73ZM124 80H126V79H124ZM128 80V79H127ZM20 81L21 80H19V82H17L18 83V85H22L21 83H20ZM26 80H24V81H22V82H24V83H26L25 82ZM28 79H27V83H28ZM14 80H13V82H12V85L14 84ZM30 82V81H29ZM20 83V84H19ZM15 84H16V82H15ZM0 85V86H1ZM2 85V86H3ZM30 85V84H29ZM34 85H36V84H34ZM249 85H251L250 84V80H249ZM24 86H25V88H24ZM22 88H24V89H22L23 90V93H24V91H25V89L27 90V88L26 87H28L27 86V84H25ZM38 86V85H37ZM30 87V86H29ZM65 87H68V88H66V89H64ZM20 88V87H19ZM18 88V89H19ZM63 89V90H62ZM136 89V88H135ZM251 89H252V91H251V93H252V95L254 96V98H256V96H257V94H255L256 92H254L255 90H254V88L252 87V85H251ZM6 90L8 91V92H6ZM10 91V92H9ZM64 91V92H63ZM11 92H13L14 94H12L11 96H9V94H11ZM22 92V91H21ZM0 93H2V95L4 96L5 94L1 91ZM23 93H21V94H23ZM54 92H52L51 93V91H50V94H49V96H55V93L53 94ZM158 93V92H157ZM156 93V94H157ZM159 94V93H158ZM1 95V94H0ZM25 95V94H24ZM6 96V95H5ZM5 96L4 97H0V104H4V103H6V101L8 100V99H6V101H5V99H3V98H5ZM15 96V97H14ZM19 96H20V99H19ZM19 96H17L18 97V99H17V97H16V101H13V103H15L16 102V104L18 103V102H20V100H21V98H22V95H20L19 94ZM24 97V96H23ZM25 98V97H24ZM23 98V99H24ZM71 98V99H70ZM114 98H116L115 96H114ZM1 99H3V100H1ZM12 99H10V101L12 100ZM2 101H5V102H2ZM9 101V100H8ZM7 101V102H8ZM9 101V103H11ZM18 101V102H17ZM21 102H23L22 100H21ZM8 104V103H7ZM6 104H4L2 107H0V109H1V111L2 112H5V108H4V106H5ZM9 105V104H8ZM11 105V104H10ZM6 107H7V105H6ZM11 107V106H10ZM2 108H4L3 110H2ZM38 108V109H37ZM11 109V108H10ZM114 109V108H113ZM8 110H9V108H8ZM6 111H7V108H6ZM114 112H116V113H118V114H121V113H123V111L122 110H120V109H118V110H116V109H114L113 110ZM262 111H263V116H264V107H262ZM75 112V113H76ZM197 112V111H196ZM6 113V112H5ZM0 114H1V112H0ZM2 115V114H1ZM0 115V116H1ZM4 115V114H3ZM3 115L1 116V117H3ZM24 116V117H23ZM56 117V118H61L62 120H63V122H52V121H49V119L51 118V119H53V117ZM72 117H75V122H70V120L72 119ZM202 116H199V117H197V118H201ZM99 118V119H98ZM101 118V119H100ZM187 118H190V119H187V125H188V122H192L191 124V126L190 125H188V127H191V129L189 130L188 129V127H187V130L188 131H190V132H192V131H194V132H192V133H188L189 135H191V134H193L194 135V133H198L199 132V130L197 129L198 128V126H201V125H198V126H196V124H197V122H196V124H194V122L196 121V116H195V118H194V116H191L190 115V113H188L187 114ZM264 118V117H263ZM1 119V118H0ZM84 119V120H83ZM192 119V120H191ZM89 120V121H88ZM99 120H101V121H99ZM195 120V121H194ZM201 120V119H200ZM200 120H199V122H200ZM205 119L203 118V120L201 121V123H202V125L204 124L203 122H205L204 121ZM198 122V124H200ZM263 122H264V119H263ZM173 123H175L176 124V122H174L173 121ZM186 123H184L183 125L185 126V124ZM189 123V124H190ZM173 125V126H176V127H171V128H169V127H167V129L166 130H162V129H164V128H162L161 130L163 131H161L160 133L161 134H156L155 135V138H152V139H149V140H143V141H141L142 142V144H140L141 142H139V144L137 143L136 145H134L132 148H130V149H121V150H117L116 152H115V154H117L118 156L117 157H115V155H114V152H112L113 153V156H111L110 158H103L102 160H99V162H105V163H118L119 165L121 164V162H122V164L121 165H125V164H131V162L132 163H135V162H139V160H140V162L141 161H144L145 159H144V157L146 158L147 157V155L149 156V155H151V154H154L155 153V150H158V151H163V149H164V151H169L168 149L169 148H171V151L170 152H172V150L173 151H179V149L181 148H183V147H187V146H185V145H188L189 143L186 141L187 140V138H188V141H189V135L187 134V132H183L184 131V129H186V126L183 128L182 127V125L180 124V126L183 128V129H181V127L179 128L178 127V129H177V125ZM68 126H70V132L68 131V129H69V127ZM196 126V127H195ZM148 127V126H147ZM204 127H205V124H204ZM80 128H82V127H80ZM79 128V129H80ZM166 128V127H165ZM169 128V129H168ZM175 128V129H174ZM200 128H203V126H201ZM199 128V129H200ZM48 131H47V130ZM94 129V127H92V130ZM180 129V130H179ZM94 130H96V128L94 129ZM93 130V131H94ZM186 130V131H187ZM80 131H81V129H80ZM178 131V132H177ZM172 132V133H171ZM181 132V133H180ZM75 133H76V135H75ZM163 133V134H162ZM166 133V134H165ZM70 134H72V136L70 135ZM165 134V135H164ZM177 134V135H176ZM188 136V137H186V135ZM249 134V133H248ZM164 135V136H163ZM158 138H157V137ZM172 136H174V137H172ZM181 136L184 138V137H186L185 139H183V138H181ZM245 136H246V134H245ZM245 136H243V137H245ZM165 137V138H164ZM173 138H175V139H173ZM179 138H181V139H179ZM191 138H193V137H191ZM238 138H242V137H238ZM155 139V140H154ZM158 139V141H156ZM160 139V140H159ZM194 139V138H193ZM192 139V140H193ZM34 140V144L32 143V141ZM152 140H154V141H152ZM168 141V143H167V141ZM184 140V142L185 143H183V147L182 146H180L179 144V146H180V148L178 147L177 148V143H180V142H182ZM236 140V139H235ZM235 140H233V141H230L229 143H232V142H235ZM237 140H239V139H237ZM147 141H149V143L151 144L150 146H148V144H146L147 143ZM156 141V142H155ZM166 141V142H165ZM178 141V142H177ZM151 142H153V143H151ZM158 142H159V144H158ZM189 142H191V140L189 141ZM68 143V144H67ZM143 143H145V144H143ZM166 143H167V145H166ZM175 143H176V145H175ZM229 143H227V144H229ZM152 144H153V146L154 147H152ZM154 144H156V145H154ZM170 144V145H169ZM182 144V143H181ZM185 144V145H184ZM54 145V144H53ZM65 145V146H66ZM72 145V146H71ZM144 145V146H143ZM216 145V144H215ZM143 147V150H142V148L141 147ZM165 146V147H164ZM170 146V147H169ZM146 147V148H145ZM157 147V148H156ZM163 147V148H162ZM166 147H167V150H165L166 149ZM214 147H216V146H211L210 148H211V150H215V148ZM137 148V149H136ZM149 148V149H148ZM150 148H152V149H150ZM153 148H156L155 150L153 149ZM161 148V149H160ZM209 148V147H208ZM213 148V149H212ZM50 149V148H49ZM141 149V150H140ZM146 149V150H145ZM185 149V148H184ZM183 149V150H184ZM125 150V151H124ZM138 150V151H137ZM140 150V151H139ZM152 150H154V153H152L153 151ZM252 149H249V150H245V151H243V152H241L240 154H237V155H235V157L234 158H236L235 159V162L238 164V163H240V162H244L245 160V158L247 157V156H254V158H252V157H250L249 156V158H247L246 159V161L248 160V159H250L249 160V162H252V160L251 159H253V163H250V165L252 164V166L253 165H256L257 163L259 164V163H261V162H263V160H264V155L263 154H261V153H257V150L258 149H256V153L257 154H255L254 155V153H255V149H253L252 151H251ZM78 151V152H77ZM124 152V153H122V152ZM143 151H145V152H143ZM150 151H151V153H150ZM181 151V150H180ZM179 151V152H180ZM78 154H77V153ZM120 154H119V153ZM129 152H131L130 154H129ZM138 152H140V153H138ZM143 152V153H142ZM146 152H147V154H146ZM157 152V151H156ZM169 152V153H170ZM182 152V151H181ZM186 152V150L184 151V152H182V154H184ZM248 152H254V153H249L248 154ZM133 153V154H132ZM163 153H166V152H162V154ZM169 153H167V154H169ZM124 154V157L122 158V155ZM141 154V155H140ZM161 154V153H160ZM130 155V156H129ZM140 155V156H139ZM142 155H146V156H142ZM164 155V154H163ZM241 155H243V156H241ZM161 156V155H160ZM244 156H245V158H244ZM261 156H262V158H261ZM123 159H121V158ZM131 157V158H130ZM133 157V158H132ZM136 157H138V160H137V158ZM140 157L142 158V160L140 159ZM196 157V156H195ZM199 156H197L196 158H198ZM237 157H238V159H240L241 157H243L242 159L243 160H240V162H238V160H237ZM53 158H55V159H53ZM116 159V160H113V159ZM118 158V159H117ZM135 158V159H134ZM120 159V160H119ZM125 159V160H124ZM129 159H131L130 160V162H129ZM144 159V160H143ZM192 159H193V157H192ZM192 159H189L190 161L192 160ZM195 159V158H194ZM126 160H127V162H126ZM134 160H135V162H134ZM230 160H231V162H230ZM226 161H229L230 163H232L233 162V160H232V157H231V159H226ZM260 161V162H259ZM43 162V161H42ZM41 162V163H42ZM45 162V161H44ZM71 162V163H72ZM124 162H126V163H124ZM229 162H225V161H216V162H213V163H211V164H209V165H206L205 167H202L201 169H199V170H197V171H195V172H193V173H191L190 174V176H186V177H183V176H181L182 178H178V179H176L174 182H172L169 186L167 185V186H163L164 187V191L165 192H163V193H165V194H168V195H163V194H161V188H162V190H163V187H159L158 189H155V190H158L159 191V193H157L158 191H152V192H150V194L148 193V195L146 194L145 196H143V195H140L139 197H137V198H135L133 201L132 200H130V201H128V202H130V203H127V201H126V203H123L122 205H118L117 206V208L116 207H114V209H111L112 210V212L111 211H108L107 213H106V211H104V213H103V211L101 212V213H99V214H97L94 218H89V219H87L88 221H85L84 220V222L83 223H85V224H83L82 222H79V234H76L75 233V230L77 229L78 230V227L76 226V225H70V227H65L64 228V230L65 229H67V230H65V231H63V230H61V232H58V235H57V233H55V234H53V235H51V237H49V238H47L48 239V242L51 244V246H48L46 249H43V250H41L40 251V253L38 252V254L37 253H35V251H34V248H33V250L31 249L32 247H34V245H36L37 246V244L39 243H35L34 245H30L31 246V248H30V246L29 245H27V246H29V247H27V246H25L24 247V252L22 253V254H19V256H18V254L17 253H15L17 256V258L19 257V258H21V259H29V261H34V258H35V260L37 259V261H39V259L42 261V260H46V258L47 259H50L51 258V260L57 255V254H60V253H63V252H68L69 250H71V247L72 248H74V247H77V245L79 246V242H81V240H83L84 239V241H87V240H89V239H91L92 237H94V236H100V235H102V233H104V234H106V233H108L109 234V231L112 229V232H114L113 231V229L114 228H122V226L123 225H125L126 223H129V221L130 220H132V219H134V215H132V214H135L136 216H139L138 214H142V216L143 215H145L148 211L150 212V211H152V212H155L156 210L158 211V210H161V212L164 210V209H168L167 207H169L170 205H172V206H175V205H177L176 203H178V205H179V203L181 202V204L185 201V199L187 200L188 199V201H189V198H191V196H192V194H190V193H192V191L194 192L193 193V195L195 194V196L196 195H198V193H200V191H202V190H206V185H208V184H210L209 183V181L211 182V180H215V178H216V180L215 181H217V182H220L219 180H222L223 181V179H226V178H229V177H231V176H233V175H235V173L236 174H238L239 172L241 173V169H238V167H236L237 166V164H235V162H234V165H236V166H234L233 167V165H231V167H233L232 169H233V171H232V169L230 170V167H227V168H229V171H227L226 169H224L223 167H225V163H228L229 164ZM249 162H248V165H249ZM254 162H256V163H254ZM73 163L71 164V166L73 165ZM75 163V164H76ZM47 164V165H46ZM74 164V165H75ZM227 164V165H228ZM73 165V166H74ZM223 165V166H222ZM226 165V166H227ZM260 165V164H259ZM45 166L43 167V168H45ZM172 166H174V167H177L178 165H172ZM228 166H230V165H228ZM258 166V165H257ZM240 168V167H239ZM240 170V171H239ZM73 171H75V172H73ZM205 171V172H204ZM226 171H227V173H226ZM231 171H232V175H231ZM236 171H238V172H236ZM54 173V172H53ZM64 173V174H63ZM223 173V174H222ZM240 173H239V175H240ZM206 174V175H205ZM220 174V175H219ZM222 174V175H221ZM60 175V176H59ZM67 175V176H66ZM98 175V174H97ZM205 175V176H204ZM226 175H228V176H226ZM242 175V174H241ZM96 176V175H95ZM201 177V180L199 181V178ZM204 178H203V177ZM208 176V177H207ZM222 176H224V178H221ZM60 177V178H59ZM64 177V178H63ZM190 177V178H189ZM193 177V178H192ZM187 178H189V179H187ZM191 178H192V180H191ZM196 179L197 178V180L199 181H196V183H193V185L192 184H190L188 187H189V189H188V187L187 186H183L184 184H186L187 183V181L189 182V181H193V179ZM208 180H207V179ZM212 178V179H211ZM63 180V181H62ZM213 180V181H214ZM185 181V182H184ZM204 181V182H203ZM207 181V182H206ZM193 182H195V180L193 181ZM198 182V183H197ZM77 183H79V182H77ZM173 185H174V187H173ZM182 186V187H179V186ZM192 185V186H191ZM194 186V187H193ZM196 186L197 187H199V188H196ZM165 187H166V189L168 188L169 189V187H173L172 189H171V191L170 190H166L165 189ZM175 187H176V190H175ZM178 187V188H177ZM194 188V189H193ZM201 188V189H200ZM49 189V190H48ZM67 189V188H66ZM65 189V190H66ZM186 189H187V192H189V195H188V193L186 192ZM195 189H196V191H197V193L195 192ZM45 190V191H46ZM62 190H64V189H62ZM70 191V190H69ZM174 193H173V192ZM175 191L177 192V195L175 194ZM180 191V192H179ZM185 191V192H184ZM64 193H65V191H63ZM62 192V193H63ZM72 192V191H71ZM71 192H70V194H71ZM74 192V191H73ZM154 192H156V193H154ZM166 192H172L174 195H172L171 193H166ZM15 192L14 191H12V189H9V191H7V195H11V194H14ZM45 193V192H44ZM48 193H46L44 196L46 197H49L48 196ZM69 193V192H68ZM67 193V194H68ZM51 194H49L50 195V197L52 196ZM66 194V195H67ZM156 194V195H155ZM159 194H161V195H159ZM169 194H170V196H169ZM188 196H187V195ZM59 195V198H61V195L62 194H58ZM172 195V196H171ZM183 195V196H182ZM185 195V196H184ZM0 196L1 197H4L5 198V195L3 196V194H2V192H0ZM43 196V197H44ZM52 196V197H53ZM62 196H64V195H62ZM152 196V197H151ZM156 196H157V198H156ZM161 196V197H160ZM194 196V197H195ZM44 197V198H45ZM49 197V198H50ZM155 197V198H154ZM175 197V198H174ZM185 197V198H184ZM187 197V198H186ZM54 198H55V196H54ZM56 198H57V196H56ZM182 198H184V199H182ZM48 199V198H47ZM100 199V198H99ZM146 199V200H145ZM155 199V200H154ZM180 199H181V201H180ZM138 200V201H137ZM154 200V201H153ZM158 200V201H157ZM160 200V201H159ZM137 201V202H136ZM152 201V202H151ZM183 201V202H182ZM141 202V203H140ZM150 204H149V203ZM187 202V201H186ZM186 202H184V203H186ZM162 203V204H161ZM169 203V204H168ZM126 204V205H125ZM152 204V205H151ZM175 204V205H174ZM148 205V206H147ZM158 205V206H157ZM177 205V206H178ZM121 208H120V207ZM127 206V207H126ZM136 206V207H135ZM148 207V208H146V207ZM171 206V207H172ZM119 207V208H118ZM143 207H145L144 209H143ZM150 207V208H149ZM155 207V208H154ZM164 207V208H163ZM13 208H15L16 209V206H14ZM125 210H124V209ZM136 208V209H135ZM138 208V209H137ZM140 208V209H139ZM162 208H163V210H162ZM170 208V207H169ZM12 209V208H11ZM116 209V210H115ZM119 209V210H118ZM127 209V210H126ZM118 210V211H117ZM132 210V211H131ZM141 212H140V211ZM147 210V211H146ZM127 211H131L132 213H129V212H127ZM143 211V212H142ZM165 211V210H164ZM163 211V212H164ZM117 212V213H116ZM139 212V213H138ZM151 212V213H152ZM160 212V211H159ZM159 212H157V213H159ZM128 213V214H127ZM145 213V214H144ZM156 213V212H155ZM101 214V215H100ZM117 215V216H116ZM129 215V216H128ZM130 215H132V216H130ZM120 216V217H119ZM125 216V217H124ZM128 216V217H127ZM102 217V218H101ZM111 217H113V220H112V218ZM127 217V218H126ZM133 217V218H132ZM129 218H132V219H129ZM96 221H95V220ZM126 221H128V222H126L125 223V220ZM122 220V221H121ZM93 221V222H92ZM100 221V222H99ZM93 223V224H95V225H93V224H88V223ZM109 222V223H108ZM122 223V224H121ZM115 226H114V225ZM82 225V226H81ZM88 227H87V226ZM92 225V226H91ZM85 226V227H84ZM94 226H95V228H97V229H95L94 228ZM107 226V227H106ZM119 226V227H118ZM87 227V228H86ZM90 227V228H89ZM109 227V228H108ZM114 227V228H113ZM74 228V229H73ZM99 228V229H98ZM104 228V229H103ZM72 229V231H70V230ZM93 229V230H92ZM102 229L104 230V232L102 231ZM85 230H87V231H85ZM106 230H107V232H106ZM68 231V232H67ZM63 232V233H62ZM84 232V233H83ZM111 232V231H110ZM111 232V233H112ZM62 235H61V234ZM68 233V234H67ZM78 233V232H77ZM91 233V234H90ZM95 233V234H94ZM110 233V234H111ZM73 234V235H72ZM88 234V235H87ZM98 234H100V235H98ZM56 237H55V236ZM71 235V236H70ZM91 235V236H90ZM54 236V237H53ZM77 236V237H76ZM82 236H83V239H82ZM61 237V238H60ZM65 237V238H64ZM76 237V238H75ZM81 238V240H80V238ZM53 238V239H52ZM57 238V239H56ZM78 238V239H77ZM59 239V240H58ZM61 239V240H60ZM74 239L76 240V243H77V245H76V243H75V241H74ZM56 240H58V241H56ZM68 240V241H67ZM51 241V242H50ZM59 241H60V244H59ZM65 241H66V243H65ZM53 242H54V244H53ZM58 243V244H55V243ZM69 242H70V245H69ZM65 243V244H64ZM67 245H69V246H67ZM73 245H76V246H73ZM61 249H60V248ZM66 247H70L69 249L68 248H66ZM29 250H28V249ZM26 249H27V251H26ZM54 249V250H53ZM59 251H58V250ZM31 250V251H30ZM63 250H65V251H63ZM66 250H68V251H66ZM29 251H30V254H29ZM33 251V252H32ZM52 251V252H51ZM56 251V252H55ZM62 251V252H61ZM43 252H45V253H43ZM54 252V253H53ZM58 252V253H57ZM60 252V253H59ZM32 254V255H31ZM46 254V255H45ZM45 255V256H44ZM12 256H15L14 254L12 255ZM35 256H38V258L37 257H35ZM23 257V258H22ZM53 257V258H52ZM33 258V259H32ZM215 259H217V257H215ZM10 263V262H9Z\"/></svg>",
	"mask_w": 264,
	"mask_h": 264
},
{
	"label": "crops",
	"instance_id": "obj_3",
	"mask_svg": "<svg viewBox=\"0 0 264 264\" xmlns=\"http://www.w3.org/2000/svg\"><path fill=\"white\" fill-rule=\"evenodd\" d=\"M259 1L260 0H222L221 2H223L222 4H223V7H224V10H225V14H226V17H227V20H228V23H229V26H230V29H231V32H232V34H233V36L236 38V36L237 35H242L243 33H245V31H246V29H247V27L249 26L248 25V23H250V21H251V19L253 18V14L255 13V6H258V3H259ZM255 7V8H254ZM258 33H255V35H253V36H250V37H244L243 38V42H244V44L242 45L243 46V49H244V54H245V57H247L248 55H249V52H251L252 54H254V49H260L261 48V46H259V44L257 43V40H258ZM248 38H249V40L251 41V42H253V44L252 45H248L247 43H246V41L248 40ZM237 39V38H236ZM254 48V49H253ZM258 51V50H257ZM256 52V51H255ZM257 53V52H256ZM115 56H111L110 54H109V51L108 52H104V53H101V54H99V55H97V56H94V57H92L91 59L99 66V68L103 71V73H104V75L106 76V78H107V80H108V82H109V85H110V88H111V92H108V102L106 103V104H104V105H101L100 107H98V109L96 110V112L99 110V109H105V107H107V108H109L108 106L110 105H112L113 103V101L115 102V101H120L119 99H122L120 96H123L124 95V92L125 91H127L128 90V88H129V86H130V84L131 83H133L135 80H137L138 79V77H139V75H140V73L141 72H139V71H137L136 69H134V68H132V67H128V66H122V65H120V64H118L117 62L116 63H113V58H114ZM116 58V57H115ZM114 62H115V59H114ZM83 67L81 66V67H79L77 70H76V73H75V76H74V80H75V78H76V75H77V73H78V70L80 71L81 69H82ZM124 79H126V80H124ZM128 79V80H127ZM73 80V81H74ZM122 93H123V95H122ZM114 96L116 97V98H114ZM119 98V99H118ZM71 99V98H70ZM114 99V100H113ZM112 100V101H111ZM121 101H123V100H121ZM71 103H72V106H73V101H72V99H71ZM106 108V109H107ZM73 109H74V111L76 112V110H75V108H74V106H73ZM76 114L78 115V117H80V115L76 112ZM24 117V116H23ZM81 118V117H80ZM84 120V119H83ZM79 130V128H77V130H76V132ZM75 135H76V133H75ZM32 143L34 144V140L32 141ZM62 144V143H61ZM12 150H11V158H12V165H13V167H14V169L16 168H18L17 170H14L11 166H10V163L8 162V161H6V160H4V159H2L1 157H0V192H2L3 190H5V192H2V194L3 193H7V191L11 188L12 189V191H17L18 189H16L15 188V186L17 187V188H19L20 186L18 185V184H20L19 183V181L17 180V183L18 184H15L16 183V180H14L15 178H18L17 176L18 175H20L19 173L21 172V171H23V172H21V175H23L25 172H26V170H27V172H29L28 173V175H27V178H30L31 179V181H32V179L33 178H36L35 177V175H34V173L36 172V169H38L37 168V164L39 165V164H42V163H44V162H42V163H40L41 162V160L43 161L44 159V157H45V160H46V158L47 159H49L52 155H51V152H49L50 153V157H49V154L47 153V151L49 150L50 151V149L49 148H47V150L45 149V148H43V147H41V150H39V155L37 154V152H36V150L33 148L31 151H28L27 152V154H26V150L25 149H21V150H16L14 147H12L11 148ZM14 149V150H13ZM45 149V150H44ZM42 151H45V152H42ZM12 152H13V154H14V156H13V154H12ZM43 153V155L45 154V153H47V154H45L44 155V157L41 155L42 153ZM22 153V154H21ZM31 153V154H30ZM35 153V154H34ZM16 154H17V156H16ZM23 154H24V156H23ZM29 154V155H28ZM34 154V155H33ZM33 157H32V156ZM36 155H38V156H36ZM23 156V157H22ZM27 156H28V158H27ZM42 156V157H41ZM32 157V158H31ZM49 157V158H48ZM22 158V159H21ZM36 158V160H35V162H34V159ZM24 159V160H23ZM29 159H31V160H33V162L32 163H36L37 161L39 162V160H40V162L38 163H36L35 164V166H33V165H31L30 164V162H31V160H30V162H29ZM44 160V161H45ZM26 163V164H25ZM22 164V165H21ZM25 164V165H24ZM30 164V165H29ZM17 165V166H16ZM21 165V166H20ZM23 165H24V167H23ZM25 166H28L29 167V170H28V167H27V169H25ZM33 168H32V167ZM21 167V168H20ZM20 168V169H19ZM23 168V169H22ZM32 168V172L33 171H35L33 174L31 173V176H34V177H32L31 178V176L30 177H28L29 175H30V172H31V169ZM43 168V167H42ZM24 169H25V171H24ZM19 171V170H21V171H19L18 172V175H16L15 176V178H14V176L13 175H15V174H17V173H15L14 171ZM27 172H26V174H27ZM26 174H24L25 175V178H26ZM36 174V173H35ZM24 175H23V177H24ZM13 178V179H12ZM26 178V179H27ZM8 179H11V181H9ZM20 179V178H19ZM30 179L28 180V181H30ZM7 181H9V183L10 184H8V182ZM12 181H13V183H12ZM6 182V183H5ZM33 183L35 182V179H33V181H32ZM4 183H5V185H4ZM12 183V184H11ZM7 185L9 186V185H14V187L13 188H15L16 190H14L11 186H10V188L9 189H5V188H7ZM18 185V186H17ZM2 187V188H1ZM3 189V190H2ZM18 192H19V190H18ZM18 192H16V193H14V194H12V196H10V197H12L11 199L9 198V196L8 195H6V196H8V197H6L5 196V198L6 199H9V200H5V198H3V197H1L0 198V209L2 208V206L3 207H6L7 209H8V207H10V208H12L11 206L13 205V207L14 206H16V204H15V202H14V199L16 200V198H19L18 196H20V194L18 193ZM17 193H18V196H16L17 195ZM16 194V195H15ZM5 195V194H4ZM3 195V196H4ZM4 199V200H3ZM4 201V202H3ZM7 201V202H6ZM8 201L11 203L12 202V204L10 205L9 203H8ZM8 203V207H7V205L5 206V204H3V203ZM17 202H18V199H17ZM15 204V205H14ZM10 205V206H9ZM6 208H4V209H6ZM9 208V209H10ZM8 209V212L11 210H9ZM1 211H3L4 212V210H3V208L1 209ZM0 211V213L2 214V212ZM18 238L19 237H17V238H14L15 240H18ZM12 240L11 239V241L10 240H8V242L7 241H4V243H0L1 245H0V250H1V248L3 249V248H5V246H7L9 243H11V244H13L14 242L13 241H15V240ZM10 245V244H9Z\"/></svg>",
	"mask_w": 264,
	"mask_h": 264
}]
</instances>
